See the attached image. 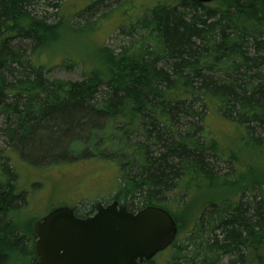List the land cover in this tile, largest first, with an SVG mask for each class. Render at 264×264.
Listing matches in <instances>:
<instances>
[{
  "label": "trees",
  "instance_id": "trees-1",
  "mask_svg": "<svg viewBox=\"0 0 264 264\" xmlns=\"http://www.w3.org/2000/svg\"><path fill=\"white\" fill-rule=\"evenodd\" d=\"M40 1L0 0V138L8 147L0 149V264L35 263L29 222L20 227L14 218L28 197L9 151L39 152L50 165H116L111 200L130 212L160 207L175 220V256L166 264H264V0L159 1L119 29L142 35L117 53L95 46L91 71L74 81L48 79L49 65L36 62L56 46V33L74 27L61 14H37ZM100 26L81 30L90 37ZM212 115L236 133L237 152L225 150L222 160L229 173L217 166L224 151L205 124ZM172 192L177 200L168 199ZM190 193L203 195L196 217ZM189 227L199 243L179 242Z\"/></svg>",
  "mask_w": 264,
  "mask_h": 264
},
{
  "label": "rangeland",
  "instance_id": "rangeland-1",
  "mask_svg": "<svg viewBox=\"0 0 264 264\" xmlns=\"http://www.w3.org/2000/svg\"><path fill=\"white\" fill-rule=\"evenodd\" d=\"M46 1L47 3L45 4ZM92 1L94 0L40 1L41 8L37 11L35 10L37 14H47L46 16H49L51 21L58 20V14H61V18H67L69 22L74 24L73 29L69 28V33L65 29L61 30L60 33H56L58 38L56 37L52 42L56 43V46L44 51L41 55V60L36 61L39 64L49 65L46 66L49 70V73L46 72L48 79L82 80L83 77H86L85 74L87 75L93 67L88 55L93 54L95 46H104L112 49L115 53L119 52V46L127 45L133 38L136 39L142 35V33H131L132 36H129L122 33L119 29L128 31V25L135 22L133 16H142L146 8L151 7L157 2H173L174 0H128V4L125 3L127 0H112L107 2L108 6L99 8L96 5L86 15L82 13L83 16H73L75 13L83 10ZM55 3H59L57 4L58 9L55 6L52 7ZM122 6H124V10H130L123 12L121 10ZM95 21L101 25L100 31L90 35V37H84V33L81 30L84 24L96 23ZM71 32L78 35L71 36ZM88 39H90V43ZM49 57L51 59H48ZM62 62H68L72 66L68 67L67 64H62ZM96 69L99 70V67ZM208 117L205 120V124L214 131L216 135L214 138L219 142L220 149L224 151L220 157L217 156L221 160L218 159L217 166L221 169L222 173H229L225 168L227 167L225 162H222V160L224 161L227 156L225 150L230 149L234 153L237 152V148H235L237 146V137L234 127L218 115ZM0 149L2 151H7L8 149V147H4L2 138H0ZM9 154L11 162L15 164L17 170L18 190L20 192L25 191L28 197V203L23 206L24 208L21 209L20 214L14 217L17 225L20 227H26L25 225L28 222L30 227H32L34 221L44 217L49 210L60 205L74 206L79 213L89 212L96 202H106L113 195L110 190V184H114L113 180L118 175L117 168L113 163L85 159L77 162L59 161L60 164L57 163L58 165H50L52 162L46 161L45 163L42 159H36L40 157L39 152H34V157L28 156L27 158L21 155L20 158L17 155L18 152L15 153V151L11 153L9 151ZM31 160H33V163H31ZM36 161H41V163ZM236 171L235 176L242 172L243 168L240 169V166L237 165ZM210 193H215L216 197H218L217 191L212 190ZM190 195L189 205H191L192 213L196 217L202 210L203 204L201 198L203 195L192 196L191 193ZM168 196L169 200L173 198L177 200L178 198L175 192H172L170 195L168 194ZM172 204L174 206V203ZM189 229L190 227L179 236V242L185 245L188 242L186 238L192 236L188 232ZM199 237L196 234L192 236V239L199 243ZM173 250L163 252L160 256L154 258L150 264H166L170 257L175 256ZM227 260V258H223L218 264H227Z\"/></svg>",
  "mask_w": 264,
  "mask_h": 264
},
{
  "label": "water",
  "instance_id": "water-1",
  "mask_svg": "<svg viewBox=\"0 0 264 264\" xmlns=\"http://www.w3.org/2000/svg\"><path fill=\"white\" fill-rule=\"evenodd\" d=\"M95 210L93 216L80 219L60 207L35 222L36 264H141L165 250L177 232L171 216L160 208L130 213L114 202L97 204Z\"/></svg>",
  "mask_w": 264,
  "mask_h": 264
}]
</instances>
